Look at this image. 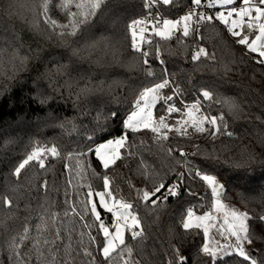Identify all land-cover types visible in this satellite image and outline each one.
Listing matches in <instances>:
<instances>
[{
    "label": "trees",
    "instance_id": "obj_1",
    "mask_svg": "<svg viewBox=\"0 0 264 264\" xmlns=\"http://www.w3.org/2000/svg\"><path fill=\"white\" fill-rule=\"evenodd\" d=\"M89 2L72 0L70 11H77L75 3L87 6ZM146 3L147 0H105L76 36L62 37L61 33L71 31L59 27L69 22L67 6L61 7L65 0H0V199L12 201L11 208L0 204V264H15L9 241L22 235L25 227L29 228L30 239L21 245V252L31 258L30 264H50L48 246L37 245V240L51 239L57 231L62 236L56 245L57 258L62 262L107 264L97 251L101 237L96 228L84 227V222L96 223L84 203L89 185L94 191L101 189L103 176L108 175L112 188L119 190L114 195L135 205L137 189L147 183L140 174L144 171L140 161L150 165L153 182L158 183L161 177L165 182L173 181L186 171L180 149L189 154L190 162L206 170L218 159L213 167L224 182L225 203L254 218L264 215V166L259 163L264 161V66L255 63L256 55L238 45L227 26L219 21L204 25L200 36L183 37L175 31L169 39L153 35L151 43L144 47L149 62L145 65V57L131 47L128 26L145 14ZM189 4L190 0H174L172 5L159 4V9L163 15L175 18ZM49 18L57 21L55 29L48 23ZM95 41H103L101 47L117 50L116 61L102 52L82 59L89 52L85 45ZM197 44L215 59L202 56L200 61H192ZM76 51L80 54L74 55ZM58 66H66L63 74L56 71ZM147 71L153 76H147ZM161 77L174 82L161 91L174 95L173 103L182 109L166 119L169 125L185 121L189 117L185 105L200 100L202 107L197 116L222 115L227 131L233 135L212 139L207 123L204 133L186 125L187 134L169 131L167 140H160L149 130L131 133L125 129L122 121L132 110L134 99L144 86L159 82ZM86 81L102 84L104 90L81 93L77 98ZM177 85L182 90L179 94L174 92ZM205 88L213 91L214 101L200 96ZM113 112L118 113L115 119ZM156 115H167L162 102L156 106ZM125 133L128 146L122 149L123 159L107 171L94 155H79L89 146L95 148ZM52 146L57 147L59 155L46 156L45 168L32 161L19 177L14 175L15 168L35 148ZM197 148L200 155L193 156ZM129 152L133 155L129 156ZM249 153L257 162L246 169L235 168L233 162L247 160ZM241 177L251 183L246 184ZM256 185L259 187L255 192H245V187ZM212 202L210 190L198 178H187L180 196L159 209L141 203L136 212L144 238L133 240L128 234L126 244L132 248V255L125 252L124 259L133 264H167L170 246L179 242L185 255L192 257L191 264H199L203 255L197 256L196 252L204 243L203 233L199 229L186 232L181 221L190 208L201 214L210 211ZM250 234L253 244L246 247L262 261L264 223L253 219ZM90 235L97 237L96 243L90 241ZM85 249L92 252L94 262L84 255ZM219 260L221 264H240L241 258L233 255ZM113 264L123 261L117 257Z\"/></svg>",
    "mask_w": 264,
    "mask_h": 264
},
{
    "label": "snow or ice",
    "instance_id": "obj_2",
    "mask_svg": "<svg viewBox=\"0 0 264 264\" xmlns=\"http://www.w3.org/2000/svg\"><path fill=\"white\" fill-rule=\"evenodd\" d=\"M174 0H148V6L151 8L154 4L172 5ZM105 3V0H90L85 6L83 3H75L77 11L72 12L70 8L72 6V0H65V4H61V7H66V16L69 17V22L65 25H59L63 29H71L70 32L61 33V36L71 35L76 36L78 29H82L86 26L91 17L97 14V10L101 9V6ZM191 7L189 10L179 19H165L152 18L149 20H134L129 25L131 47L139 52L141 56L145 57L144 64L147 65L148 53L143 51L142 45L146 40L145 29L140 28L141 35L138 37L137 25L146 24L149 25V30L152 35L158 36L162 39H169L174 31H179L181 36L188 37L189 35L195 36L201 27V25L212 24L215 21H219L222 25L227 27L228 32L232 37L236 38L238 45L244 46L248 52L255 54V63L264 66V0H240L241 6H236V0H190ZM86 11H81L84 8ZM47 10V3L45 4ZM204 9V11H201ZM210 10H215L214 14ZM48 23L55 29L57 21L54 19L48 20ZM162 25V27H161ZM151 43V41H148ZM103 41H95L91 44H86L85 49L89 50L88 55L82 56L84 60L91 58L93 52L99 55L102 52L105 56H111L113 61L119 56V52L115 49L108 48L106 45L101 47ZM99 49V52H97ZM79 51L74 52V55H79ZM157 55L159 50L157 49ZM205 56L209 59H215L214 55H209L204 47H198L191 55L192 61H200L201 57ZM66 66H58L56 71L63 74L62 69ZM147 76H153L151 71L146 72ZM174 82L169 78L161 77L159 82H152L151 86H144L143 90L139 92L138 97L134 99L132 104V110L127 115L126 119L122 121L123 127L131 133H138L144 130H149L153 134H156L160 140H167L169 131H178L182 134H187L186 125L189 121L177 120L175 124L169 125L166 123V119L173 113L182 112L181 108H178L173 103L174 95L161 96V90L169 88ZM103 85H93L91 81H86L84 87L77 93V98L80 94H87L92 91H103ZM179 86L174 90L175 94H179ZM200 96L205 101H214L213 91L208 89H202ZM166 106L167 115H161L158 119L154 118L153 110L158 103ZM219 103V100H215ZM188 112L185 113L190 118L194 112H198L202 107L200 100H197L192 105L188 106ZM232 107V105H230ZM98 115L97 119L100 118ZM115 119L118 116L117 112L111 114ZM192 127L196 132L204 133L206 131L204 124L209 125V135L212 139H216L218 135H227L231 137L232 132L227 131L228 125L224 121V117L221 116H200L199 118L192 119ZM165 129L166 131H161ZM143 143V142H142ZM127 134H122L118 139L107 140L106 143H100L97 147H88L87 152H80V156H86L88 154L94 155L99 165L105 171L109 170L112 165H115L118 160H122L121 150L127 147ZM172 149H168L171 155ZM59 152L56 146L50 148H35L27 157L19 163L14 170V175L19 177L21 170L25 168L30 162L35 161L41 169L45 168L46 156H58ZM129 156L133 153L129 152ZM179 155L183 158V163L186 167L185 172L177 174L173 181L165 182L163 177L159 182H153L149 173L150 165H148L143 159L140 161L144 166V171L140 174L147 178L146 186L143 189H137L136 204L128 202L123 199H117L115 193H118V189H113L111 180L108 175L103 176V191H94L89 185L88 191L85 193V207L91 213L94 221V225H89L84 222V227L91 229L95 227L98 235L101 237L100 242L97 245V251L103 257V260L107 264H113L115 258H119L123 261V264H133L129 259H124V253L126 252L129 257L132 255V248L126 244L125 232L131 234V238L136 240L144 238V229L141 227V218L137 215L136 209L142 203L145 207L149 205L154 206V209H159L165 205L173 197H179L181 194V188L183 187L187 178H198L206 187L210 190L211 197L214 200V210L220 212L225 209L226 206L222 203V197L225 195V185L219 182V177L215 173L214 164L219 163V160L212 161L206 170L199 165L192 163L188 159V153L182 149L179 150ZM193 156L200 155V151L192 154ZM179 162V161H178ZM256 158L253 154L249 153L247 160L242 162H233L235 168H247L251 164L256 163ZM224 163H229L225 161ZM264 166V161L259 162ZM245 179L246 184H250V180ZM46 187V182H45ZM259 186L245 187V192H255ZM241 198H244V194L240 193ZM111 199V203L109 202ZM261 198L264 199V191L261 192ZM0 204L11 208L12 201L7 197L0 199ZM106 211L112 219L106 223L101 215V211ZM67 215V213H65ZM194 211L190 208L186 212V219H182L181 226L186 232H192L193 229H199L200 223H193ZM231 217L229 222L228 217ZM55 220V214H53ZM83 221V215L80 216ZM196 221H204L211 219V212H205L203 215L195 216ZM253 219H258L259 222L264 223V215L258 217L249 216L247 212H240L236 209H230L225 212L224 223L227 227L224 229L229 235V238L235 239L234 244L221 245L219 243L214 246L208 243H202L198 248L196 255L203 258L199 261V264H221L220 257L238 256L241 258L240 264H264V260L258 261L251 251L246 246L253 244V238L250 234V223ZM39 228V226H38ZM208 229L204 228V237H207ZM223 235V232L221 233ZM29 228L25 227L23 234L18 237H13L9 241V250L13 254V260L15 264H30V257H26L21 252V245L25 241H28ZM62 239L59 231L55 232L51 239H45L44 241L37 240V245L43 243L47 245L48 257H50V264H66L57 258L59 249L57 248V242ZM182 239V237H181ZM97 237L90 235V241L96 243ZM43 254V253H41ZM84 255L93 257L92 252L87 249L84 250ZM192 257L185 255L181 250L179 242L170 246L168 253L167 264H191ZM139 264V262H134ZM226 264V261L223 262Z\"/></svg>",
    "mask_w": 264,
    "mask_h": 264
},
{
    "label": "rangeland",
    "instance_id": "obj_3",
    "mask_svg": "<svg viewBox=\"0 0 264 264\" xmlns=\"http://www.w3.org/2000/svg\"><path fill=\"white\" fill-rule=\"evenodd\" d=\"M167 19H175V18H169L167 17ZM261 22H264V20H262ZM162 27V25H161ZM161 96L167 95V93H164L161 91ZM158 105V104H157ZM153 115L154 118L158 119V116L156 115V108L153 110ZM196 112H194L192 114V117H187V119L185 121H189V123L187 125H192L191 121L192 119H196ZM197 118H199L197 116ZM126 119V118H125ZM167 123V122H166ZM165 130V129H162ZM161 130V131H162ZM120 136L115 137V138H110V139H118ZM107 139V140H110ZM107 140L102 141L100 143H106ZM100 143H98L95 147H97ZM121 154H122V150H121ZM26 167V166H25ZM219 182L224 184L223 180L219 178ZM103 187L97 191H103ZM119 199V198H117ZM109 202L111 203V199L109 198ZM222 203L226 206L225 209H222L220 212H216L214 210V200L212 202V209L210 211L207 212H211V219L209 220H204V221H196L195 216H200L203 215L204 213H195V216L193 217V223H200L201 227L199 228V230L203 233L204 236V228L207 227L208 229V235L207 237H204V243H208L212 246H214L215 244L219 243L221 245H227V244H234L235 243V239L233 238H229V235L226 231H224V229L227 227V225H225L224 220H225V212H227L230 209H235V208H230L224 201V198L222 197ZM238 210V209H236ZM240 211V210H238ZM241 212V211H240ZM101 215L103 217V219L105 220L106 223H108L112 217L110 216V214H108L106 211H101ZM187 218V217H186ZM185 218V219H186ZM229 222H231V217H228ZM223 232V235H221V233ZM129 232H125V241L127 239ZM221 258V257H220Z\"/></svg>",
    "mask_w": 264,
    "mask_h": 264
},
{
    "label": "built area",
    "instance_id": "obj_4",
    "mask_svg": "<svg viewBox=\"0 0 264 264\" xmlns=\"http://www.w3.org/2000/svg\"><path fill=\"white\" fill-rule=\"evenodd\" d=\"M236 6H241V3L240 2L236 3ZM190 7H191V3L189 4V6L181 14L177 15L175 17V19H179L180 17H182L189 10ZM201 11H204V9H201ZM210 11L212 12V14H214L215 10H210ZM160 17H163V18L167 19V16L163 15L160 12L159 4H154L151 8H149L148 0H147L145 14L142 15L141 17L137 18V19H134V20H149V21H151L152 18H160ZM203 26L204 25H201V27L199 29V32L197 33L199 36L202 34ZM229 26H227V27H229ZM140 28H144L145 29L146 40H145V42L142 45V49H143V51L146 52V49L144 47H145L146 44L149 43L148 41L152 40L153 35H152L151 31L149 30V25L142 24V25H137L138 37L141 35V33L139 31ZM175 32L180 33L179 31H175ZM198 47H202V45L201 44H197V48Z\"/></svg>",
    "mask_w": 264,
    "mask_h": 264
}]
</instances>
